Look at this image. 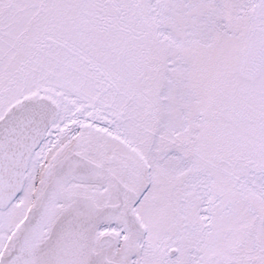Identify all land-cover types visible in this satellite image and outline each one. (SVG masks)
Returning a JSON list of instances; mask_svg holds the SVG:
<instances>
[{
    "label": "snow or ice",
    "instance_id": "snow-or-ice-1",
    "mask_svg": "<svg viewBox=\"0 0 264 264\" xmlns=\"http://www.w3.org/2000/svg\"><path fill=\"white\" fill-rule=\"evenodd\" d=\"M0 264H264V0H0Z\"/></svg>",
    "mask_w": 264,
    "mask_h": 264
}]
</instances>
